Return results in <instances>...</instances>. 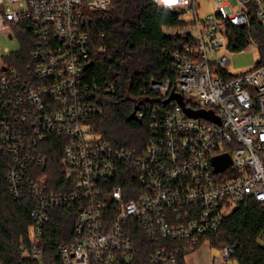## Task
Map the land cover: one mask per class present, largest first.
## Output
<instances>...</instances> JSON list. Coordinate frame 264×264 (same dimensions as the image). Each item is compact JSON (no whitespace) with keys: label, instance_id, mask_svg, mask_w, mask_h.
<instances>
[{"label":"built area","instance_id":"1","mask_svg":"<svg viewBox=\"0 0 264 264\" xmlns=\"http://www.w3.org/2000/svg\"><path fill=\"white\" fill-rule=\"evenodd\" d=\"M110 2L0 0V36L19 41L15 50L0 45V153L8 157L11 196L33 199L23 251L34 264H135L138 226L154 245L152 262L178 264L174 242L191 250L239 204L264 205V62L239 73L225 68L231 28L247 39L240 51L260 48L252 17L264 31V0H212L204 17L197 0H174L184 23L166 32L190 42L169 52L175 76L151 78L137 98L134 115L148 127L140 155L102 139L90 124L102 106L96 80L86 77L92 48L84 25ZM23 46L29 58L20 67L12 61ZM171 86L194 104L186 106L219 120L190 116L168 99ZM105 90H115V79ZM56 136L61 177L35 175L51 169L45 143ZM222 153L231 165L215 170L211 159ZM70 203L78 207L73 239L49 252L43 233L50 211ZM258 240L264 243V224ZM219 248L228 258L236 244Z\"/></svg>","mask_w":264,"mask_h":264},{"label":"trees","instance_id":"2","mask_svg":"<svg viewBox=\"0 0 264 264\" xmlns=\"http://www.w3.org/2000/svg\"><path fill=\"white\" fill-rule=\"evenodd\" d=\"M183 23L181 10L175 4L161 6L154 0H111L107 10L90 14L84 25L92 48L86 77L95 79L99 86L94 96L102 110L90 120L91 129L99 137L115 146L131 149L135 154H142L148 137L147 122L131 114L141 91H147L151 78L175 76L168 67L171 60L169 52L190 41L186 35L171 34L166 29ZM252 29L253 36L262 43L257 65L264 62V31L254 17ZM230 30L229 47L240 50L247 44L243 30ZM236 34L240 38H234ZM28 50L23 46L18 52H13L19 61L12 62L21 67L29 58ZM114 79L115 90L106 91L105 87ZM169 91H173V86ZM185 103L194 105L188 99ZM59 140L61 142V137L56 136L45 143L51 150L48 152L51 169H43L35 175L46 171L51 179L61 177L58 162L62 144ZM7 164L8 157L0 153V260L3 264H34L23 251L29 243L33 199L29 195L20 200L11 196L6 182ZM77 210V204L70 203L50 211L43 233L47 251L51 252L59 244L73 239ZM263 224L264 205L250 200L239 204L222 226L208 235V240L211 246L218 248L236 244L233 257L240 264H264V243L258 240ZM173 244L178 249V264H184L185 242ZM133 245L135 264H155L148 256L154 245L139 226L133 234Z\"/></svg>","mask_w":264,"mask_h":264},{"label":"rangeland","instance_id":"3","mask_svg":"<svg viewBox=\"0 0 264 264\" xmlns=\"http://www.w3.org/2000/svg\"><path fill=\"white\" fill-rule=\"evenodd\" d=\"M234 2V0H229ZM199 7L198 12L200 17H204L207 13L213 11V3L212 0H197ZM157 3L161 6H170L172 5V1L166 2L165 0H157ZM0 45L10 47V50L18 49L19 41L14 38L12 40L6 39L4 36H0ZM1 55V51H0ZM261 56L260 49H252L250 46L246 48V50H234L230 55V63L225 66V68L231 73H239L245 71L247 69L252 68L258 62ZM203 245L207 248V241L203 243ZM208 249V248H207ZM210 253L212 256H219L221 254V250L218 247L212 246L210 249ZM229 264H240L236 258L229 257L226 258Z\"/></svg>","mask_w":264,"mask_h":264},{"label":"water","instance_id":"4","mask_svg":"<svg viewBox=\"0 0 264 264\" xmlns=\"http://www.w3.org/2000/svg\"><path fill=\"white\" fill-rule=\"evenodd\" d=\"M174 98L176 99L182 106L185 112H187L190 116H205L208 118H214L219 120V118L211 111L205 109H192L186 106L183 96L177 92H171L168 99ZM134 112H132L131 116H133ZM215 170H221L231 165V158L228 153L218 154L212 157L211 159Z\"/></svg>","mask_w":264,"mask_h":264},{"label":"crops","instance_id":"5","mask_svg":"<svg viewBox=\"0 0 264 264\" xmlns=\"http://www.w3.org/2000/svg\"><path fill=\"white\" fill-rule=\"evenodd\" d=\"M165 1L166 2L172 1L173 3L172 5H174V0H165ZM204 242L199 244L197 247L188 250L184 254V264H229L227 259L225 257H222L221 254L219 256H212L210 253V249L212 246L210 245L209 241H207L208 243L207 245L208 249H207L203 245Z\"/></svg>","mask_w":264,"mask_h":264}]
</instances>
